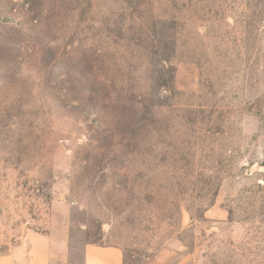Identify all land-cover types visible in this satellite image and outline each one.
Masks as SVG:
<instances>
[{"label": "rangeland", "instance_id": "rangeland-1", "mask_svg": "<svg viewBox=\"0 0 264 264\" xmlns=\"http://www.w3.org/2000/svg\"><path fill=\"white\" fill-rule=\"evenodd\" d=\"M88 244L264 264V0H0V252Z\"/></svg>", "mask_w": 264, "mask_h": 264}, {"label": "crops", "instance_id": "crops-1", "mask_svg": "<svg viewBox=\"0 0 264 264\" xmlns=\"http://www.w3.org/2000/svg\"><path fill=\"white\" fill-rule=\"evenodd\" d=\"M14 252L15 249H10L7 253H0V264H15ZM18 263L24 264L23 261ZM36 264L43 263L37 262ZM83 264H123V255L121 250L115 246L88 244L84 248Z\"/></svg>", "mask_w": 264, "mask_h": 264}, {"label": "trees", "instance_id": "trees-1", "mask_svg": "<svg viewBox=\"0 0 264 264\" xmlns=\"http://www.w3.org/2000/svg\"><path fill=\"white\" fill-rule=\"evenodd\" d=\"M1 253V252H0Z\"/></svg>", "mask_w": 264, "mask_h": 264}]
</instances>
